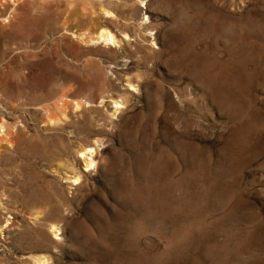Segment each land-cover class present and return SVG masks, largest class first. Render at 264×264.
Returning <instances> with one entry per match:
<instances>
[{
	"label": "rangeland",
	"instance_id": "rangeland-1",
	"mask_svg": "<svg viewBox=\"0 0 264 264\" xmlns=\"http://www.w3.org/2000/svg\"><path fill=\"white\" fill-rule=\"evenodd\" d=\"M0 264H264V0H0Z\"/></svg>",
	"mask_w": 264,
	"mask_h": 264
},
{
	"label": "bare ground",
	"instance_id": "bare-ground-1",
	"mask_svg": "<svg viewBox=\"0 0 264 264\" xmlns=\"http://www.w3.org/2000/svg\"><path fill=\"white\" fill-rule=\"evenodd\" d=\"M110 33V32H109ZM108 33V31H107V33H104V31H103V29H102V31L100 32V34L98 35V41H102V42H104L106 45L108 44V43H113L114 42V39H113V37L110 35ZM90 40V39H89ZM97 41V40H96ZM90 42H91V40H90ZM95 42V41H94ZM87 153H89V155H91V152L89 151V152H87ZM87 156V155H86ZM94 159V158H93ZM95 161V160H94ZM89 162H91V160L89 161ZM92 164V163H91ZM92 166V165H91Z\"/></svg>",
	"mask_w": 264,
	"mask_h": 264
}]
</instances>
